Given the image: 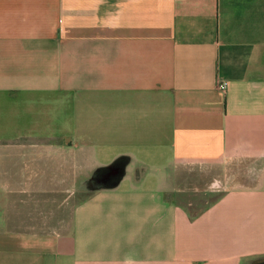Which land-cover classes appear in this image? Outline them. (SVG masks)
<instances>
[{
    "label": "crops",
    "instance_id": "0c3cea01",
    "mask_svg": "<svg viewBox=\"0 0 264 264\" xmlns=\"http://www.w3.org/2000/svg\"><path fill=\"white\" fill-rule=\"evenodd\" d=\"M0 264H264V0H0Z\"/></svg>",
    "mask_w": 264,
    "mask_h": 264
},
{
    "label": "built area",
    "instance_id": "2783aa9c",
    "mask_svg": "<svg viewBox=\"0 0 264 264\" xmlns=\"http://www.w3.org/2000/svg\"><path fill=\"white\" fill-rule=\"evenodd\" d=\"M226 85H227L226 82H220V83H219V88L223 90V89L226 88Z\"/></svg>",
    "mask_w": 264,
    "mask_h": 264
},
{
    "label": "rangeland",
    "instance_id": "374dc122",
    "mask_svg": "<svg viewBox=\"0 0 264 264\" xmlns=\"http://www.w3.org/2000/svg\"><path fill=\"white\" fill-rule=\"evenodd\" d=\"M218 189V188H217Z\"/></svg>",
    "mask_w": 264,
    "mask_h": 264
}]
</instances>
